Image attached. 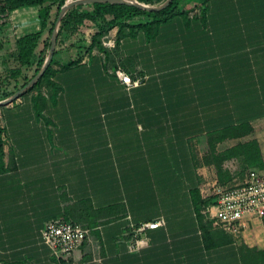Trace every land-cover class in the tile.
Here are the masks:
<instances>
[{"label":"crops","instance_id":"crops-1","mask_svg":"<svg viewBox=\"0 0 264 264\" xmlns=\"http://www.w3.org/2000/svg\"><path fill=\"white\" fill-rule=\"evenodd\" d=\"M75 18L46 80L0 106V264H244L240 239L213 229L196 199L234 184L245 155H219L264 123V0H198L150 29L135 17L104 50L97 24ZM41 30L39 6L1 20L2 62ZM48 41L46 29L37 58ZM56 219L91 231L67 258L43 239Z\"/></svg>","mask_w":264,"mask_h":264},{"label":"trees","instance_id":"trees-1","mask_svg":"<svg viewBox=\"0 0 264 264\" xmlns=\"http://www.w3.org/2000/svg\"><path fill=\"white\" fill-rule=\"evenodd\" d=\"M141 3L145 4H156L161 2L162 0H138ZM198 0H173L169 7L162 11H146L140 9L131 4L125 3H108V2H95L91 4L92 10L81 11V13H77L78 10L72 9L68 11V13L63 18L59 33L58 39L61 35L63 28L70 25L69 18L74 19L75 24L82 25L84 19L91 18L97 24V31L93 36V46H97L99 49L104 50L102 46V37L107 34L114 27H119L121 29V37L122 28H124L126 23L135 18V17H146L149 21L146 24H141L139 28L150 29L152 25H159L165 21L170 20L174 16L179 14H185L187 10V6L196 3ZM66 0H0V21H4L10 13L15 10L23 9L32 6L40 7V19L42 30L38 33L29 34L24 37H21L17 40V54L15 55V59L17 62V70L14 73L15 77L20 76L23 73L24 69H30L36 63V69L34 76L40 71L43 66L45 59L47 57V52L50 49V40L52 36V32L55 28L56 20H51V13L53 9V5L58 6V10L60 11L62 6L65 4ZM78 9V8H77ZM107 16H111L110 19H107ZM73 22V21H72ZM5 22H2L4 25ZM149 26V27H148ZM48 29L49 30V41L45 44L44 50L40 53V56L36 57V50L39 46V42L41 40L43 32ZM59 43V42H58ZM57 43V45H58ZM57 55V48L55 51V55L53 61L44 76L30 89L39 88L44 80L48 77L52 70V65L54 59ZM72 65V63L67 64V66ZM31 80H26V82L22 85V87L15 86V90L12 93L6 94L5 98H8L15 94L18 90L25 87ZM212 145V144H211ZM239 148V149H238ZM243 151L245 155L246 161L250 162L253 166H262L264 165L261 150L259 148V144L257 141L248 142L246 144H242L237 148L227 151L226 153L220 154V160H224L226 157L230 156L236 151ZM211 151L214 152V147L211 146ZM198 205L200 204L202 207H206L207 205L212 203V199L202 200L200 197L196 199ZM73 222V221H72ZM78 223V222H77Z\"/></svg>","mask_w":264,"mask_h":264},{"label":"built area","instance_id":"built-area-1","mask_svg":"<svg viewBox=\"0 0 264 264\" xmlns=\"http://www.w3.org/2000/svg\"><path fill=\"white\" fill-rule=\"evenodd\" d=\"M117 74L129 87L139 84L138 80L133 81L121 70ZM209 197L212 203L204 208L203 214L212 223L213 229L238 237L253 222H264V171L251 169L240 183L216 185ZM161 224V221L142 224L139 231L156 229ZM90 232L81 223L56 219L46 224L43 239L55 256L67 258L83 244Z\"/></svg>","mask_w":264,"mask_h":264},{"label":"rangeland","instance_id":"rangeland-1","mask_svg":"<svg viewBox=\"0 0 264 264\" xmlns=\"http://www.w3.org/2000/svg\"><path fill=\"white\" fill-rule=\"evenodd\" d=\"M165 1L166 0H162L159 3L151 4V5H159ZM91 4L92 3L78 4L72 7L69 11H71L72 9H75L78 11L79 10L85 11L87 10V8H91ZM59 12L60 11L58 10V6L56 5V8L53 14V20L57 21ZM8 52H9V55H7L6 59L4 60L5 61L4 63L2 62L4 57L0 55V98L5 96L6 94L14 92L16 85L18 88L22 87V85L26 82V80L28 79L32 80L36 76V75L34 76L35 67H32L30 69H24L23 73L20 76L15 77L14 73L17 70L18 65L15 59V55L13 54L14 51L10 49V51ZM47 55H48V52H47ZM254 130H256V132L254 131L252 136H250L251 138L250 142L257 141L256 137H259L261 138L263 142V148H264V123L257 124L256 129ZM238 146L240 145H237V147ZM240 153L243 154V151L241 150ZM245 163H246V166L242 168L241 167L239 168L238 167L239 165L236 163V169H237L238 174L235 176V181L233 182L234 184H231L230 186L242 182L245 179L247 173L251 169L256 168V169H259L260 171H264V165L262 167L260 165L253 166L251 165L250 162H247V161H245ZM203 184L208 188H212L211 185H210L211 187L208 186L209 185L208 182H203ZM238 238L240 239V242L242 245V250H243L242 256H243L244 264H264V225H263V230H260V228H257V229H253L252 231H248V232L243 231L242 234L238 236Z\"/></svg>","mask_w":264,"mask_h":264},{"label":"water","instance_id":"water-1","mask_svg":"<svg viewBox=\"0 0 264 264\" xmlns=\"http://www.w3.org/2000/svg\"><path fill=\"white\" fill-rule=\"evenodd\" d=\"M95 2H108V3H125V4H131L134 5L140 9L146 10V11H162L170 6V4L173 2V0H166L165 2L159 4V5H150L141 3L138 0H67L65 4L62 6L58 19L55 24V28L52 32L51 40H50V49L48 51V55L45 59V62L43 66L41 67L40 71L36 74V76L23 88L18 90L15 94H13L11 97L3 100L0 102V106L8 105L15 100H17L23 93H25L27 90L32 88L45 74L49 66L51 65L55 51L57 48L58 43V33L59 28L61 25V22L65 15L68 13V11L74 7L75 5L82 4V3H95Z\"/></svg>","mask_w":264,"mask_h":264}]
</instances>
